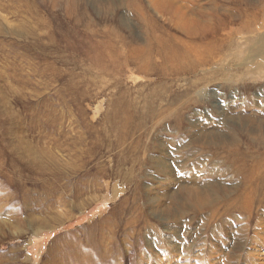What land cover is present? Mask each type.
<instances>
[{"label":"rangeland","instance_id":"374dc122","mask_svg":"<svg viewBox=\"0 0 264 264\" xmlns=\"http://www.w3.org/2000/svg\"><path fill=\"white\" fill-rule=\"evenodd\" d=\"M240 1L0 0V264H264V21Z\"/></svg>","mask_w":264,"mask_h":264},{"label":"bare ground","instance_id":"6f19581e","mask_svg":"<svg viewBox=\"0 0 264 264\" xmlns=\"http://www.w3.org/2000/svg\"><path fill=\"white\" fill-rule=\"evenodd\" d=\"M240 2H243V4L251 7L253 11L254 17L246 18L242 24L246 28V24L249 22H253V25H257L256 17L259 19V21H264V3L263 0H254L250 2H245V0H242ZM170 4V3H167ZM173 12V17L176 18L177 23L175 24L177 30L181 31L182 33L187 34V37L191 40V43L194 44L193 50H191L190 45H187V51L186 53L189 56L190 60H193L191 58L192 53L201 52L200 48L205 49L206 52L210 50V47H208L209 43L204 42V36L203 34H206L207 31L210 30V32L213 29V25L211 23L204 22L202 19H198L197 15L194 12H187L185 10H179L178 8L175 10L173 8V4L166 6L167 8H171ZM164 9H166L164 7ZM264 24V23H263ZM262 24V25H263ZM243 29V28H242ZM203 39V40H202ZM208 45V46H206ZM206 46V47H204ZM190 48V49H189ZM212 48V47H211ZM196 50V51H194ZM198 58V56H195ZM184 59V53L182 52L180 54V61H183ZM196 66V64H195ZM198 192V191H197ZM196 194V193H195Z\"/></svg>","mask_w":264,"mask_h":264}]
</instances>
